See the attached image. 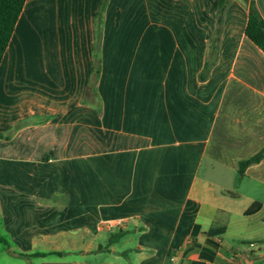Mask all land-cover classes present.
Here are the masks:
<instances>
[{
	"label": "crops",
	"instance_id": "obj_1",
	"mask_svg": "<svg viewBox=\"0 0 264 264\" xmlns=\"http://www.w3.org/2000/svg\"><path fill=\"white\" fill-rule=\"evenodd\" d=\"M221 1H25L0 64V264H264V159L235 185L264 147L245 36L264 0L218 23Z\"/></svg>",
	"mask_w": 264,
	"mask_h": 264
},
{
	"label": "trees",
	"instance_id": "obj_2",
	"mask_svg": "<svg viewBox=\"0 0 264 264\" xmlns=\"http://www.w3.org/2000/svg\"><path fill=\"white\" fill-rule=\"evenodd\" d=\"M25 1L26 0H0V64L14 32L16 23L24 7ZM243 1L247 2L248 0ZM224 3L225 0H222L219 5L218 23L221 19ZM245 36L264 53V21L255 10L253 4H250L248 21L245 28ZM263 159L264 147L256 154L240 161L237 167L235 185L237 186V184H239L245 170L249 166L258 164ZM0 242L6 243V241L1 238Z\"/></svg>",
	"mask_w": 264,
	"mask_h": 264
},
{
	"label": "built area",
	"instance_id": "obj_3",
	"mask_svg": "<svg viewBox=\"0 0 264 264\" xmlns=\"http://www.w3.org/2000/svg\"><path fill=\"white\" fill-rule=\"evenodd\" d=\"M237 256H239V257H248V255L246 253H238ZM263 261H264V257H263ZM168 264H178V262H177L175 257H171Z\"/></svg>",
	"mask_w": 264,
	"mask_h": 264
},
{
	"label": "rangeland",
	"instance_id": "obj_4",
	"mask_svg": "<svg viewBox=\"0 0 264 264\" xmlns=\"http://www.w3.org/2000/svg\"><path fill=\"white\" fill-rule=\"evenodd\" d=\"M260 146H250V148H249V151H252V150H256V149H258ZM244 155H246V154H244ZM247 159V158H246Z\"/></svg>",
	"mask_w": 264,
	"mask_h": 264
}]
</instances>
